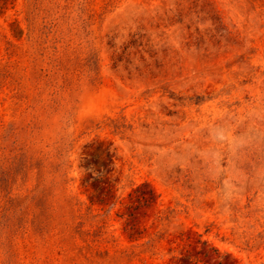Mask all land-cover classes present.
I'll use <instances>...</instances> for the list:
<instances>
[{"label": "rangeland", "instance_id": "1", "mask_svg": "<svg viewBox=\"0 0 264 264\" xmlns=\"http://www.w3.org/2000/svg\"><path fill=\"white\" fill-rule=\"evenodd\" d=\"M0 264H264V0H0Z\"/></svg>", "mask_w": 264, "mask_h": 264}]
</instances>
